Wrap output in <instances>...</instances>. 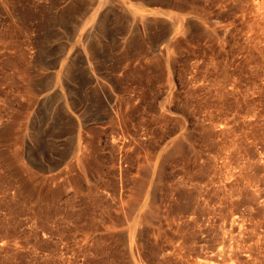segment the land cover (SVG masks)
I'll list each match as a JSON object with an SVG mask.
<instances>
[{
  "label": "rangeland",
  "instance_id": "374dc122",
  "mask_svg": "<svg viewBox=\"0 0 264 264\" xmlns=\"http://www.w3.org/2000/svg\"><path fill=\"white\" fill-rule=\"evenodd\" d=\"M0 264H264V0H0Z\"/></svg>",
  "mask_w": 264,
  "mask_h": 264
},
{
  "label": "bare ground",
  "instance_id": "6f19581e",
  "mask_svg": "<svg viewBox=\"0 0 264 264\" xmlns=\"http://www.w3.org/2000/svg\"><path fill=\"white\" fill-rule=\"evenodd\" d=\"M106 14H107V13H106ZM106 14H105V15H106ZM143 17H144V16H143ZM53 19H54V18H53ZM100 21H101V20H100ZM145 22H146V21H145ZM147 22H148V21H147ZM148 24H149V23H148ZM37 39H38V38H37ZM90 42H91V41H88V42H87V47L92 43V42H91V43H90ZM95 42H96V41H95ZM96 46H97V45H96ZM69 66H70V65H69ZM67 69H68V68H67ZM70 69H71V68H70ZM65 73H66V72H65ZM70 73H71V71L69 70V71L66 73V76H69ZM69 77H70V76H69Z\"/></svg>",
  "mask_w": 264,
  "mask_h": 264
}]
</instances>
